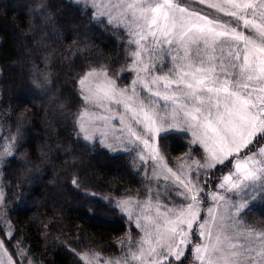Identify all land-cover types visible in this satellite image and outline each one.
<instances>
[{"label":"snow or ice","instance_id":"6c2138e0","mask_svg":"<svg viewBox=\"0 0 264 264\" xmlns=\"http://www.w3.org/2000/svg\"><path fill=\"white\" fill-rule=\"evenodd\" d=\"M198 2L222 15L189 8L186 0L86 5L94 17L102 10L101 22L126 30V71L135 78L119 87L103 68L81 78L82 102L90 107L78 118L80 131L101 141L111 132L132 151L139 148L138 159L153 162L156 188H163L149 190L145 201L118 204L144 236L107 264H184L186 253L194 264H264V227L247 226L241 215L251 193L264 195V0ZM114 121L121 127H112ZM171 130L191 133L200 159L175 170L159 163L164 158L155 141ZM230 165L227 175L213 179ZM10 243L0 228V248L7 251ZM15 256L6 264H20Z\"/></svg>","mask_w":264,"mask_h":264},{"label":"trees","instance_id":"16d2710c","mask_svg":"<svg viewBox=\"0 0 264 264\" xmlns=\"http://www.w3.org/2000/svg\"><path fill=\"white\" fill-rule=\"evenodd\" d=\"M86 5L0 0V143L11 149L0 170L11 230L6 246L30 264L118 257L120 244L135 233L118 202L146 199L149 191L148 169L136 151L111 153L79 132L78 81L101 68L121 86L132 78L127 34ZM190 143L180 132L158 139L175 165L187 156L200 159ZM241 215L247 226L264 227V195Z\"/></svg>","mask_w":264,"mask_h":264},{"label":"rangeland","instance_id":"374dc122","mask_svg":"<svg viewBox=\"0 0 264 264\" xmlns=\"http://www.w3.org/2000/svg\"><path fill=\"white\" fill-rule=\"evenodd\" d=\"M79 1L80 2H85L86 4L88 3V5L91 4V0H79ZM209 2L216 3V2H221V0H209ZM97 3H99V0H97ZM185 6H187L189 8H194V9L199 10V11H202V12H204L206 14L211 15V16L222 15L221 13H217L215 9L208 8L206 4H200L198 2V0H186ZM100 11H102V10H97V15H96L97 18H103L99 14ZM223 19L227 20L228 17L224 16ZM111 26L116 27L115 25H111ZM125 33L127 34L126 30H125ZM127 41L129 43L128 35H127ZM130 66H131V60H130V63L128 64L126 69L130 68ZM127 72H129V71H127ZM129 73L132 74V78H131V81H132L135 78V74L131 73V72H129ZM108 75L110 77L112 76L110 74H108ZM113 79H115V78H113ZM131 81L129 82V84L131 83ZM118 86L119 87H125V86H121V85H118ZM81 96H82V93H81ZM86 107H90V106L85 105V103H84L82 112L85 110ZM78 124H79V132H80L83 140L85 142H87V143L98 142V143H100V145L103 148H105L106 150H108L111 153H122V152L130 151L133 148V145L130 144V143L122 142L120 139H114L113 138V133H111V132L109 134V137L107 139L103 140V141L100 140L99 136H93L91 139H85L84 138V133L80 131V123H79V121H78ZM112 127L119 128V127H121V125H119L118 122L114 121L113 124H112ZM93 131H95V130H93ZM171 132H179V131L178 130H171V131H168V132L160 133L159 136L157 137L155 143L158 145V139L162 135H165V134H168V133H171ZM187 135L191 139V133H188ZM260 144L264 145V140L260 141ZM7 145L8 144H4V146H2L1 143H0V152H3L4 150L9 149V147ZM158 150H159L160 156H162L164 158V156L160 152L159 145H158ZM136 154H137V156H139L141 154L139 148L136 150ZM5 157L6 156L0 155V170H1V165H2L3 159ZM189 158L190 157L187 156L186 158L182 159L181 162L182 161H188ZM191 159L192 160H197L196 158H191ZM165 162L167 163L168 167L173 168L174 170L178 169L180 164H181V162L177 163L176 165L172 164V163L168 162V160H166L165 158H164L163 161H160L159 163H165ZM143 164L148 169V173H147L146 177L149 180V190H151V191H157V190L163 191V188H161V189H157L156 188L157 180L153 177V172H154L153 162L151 160H148L146 162H143ZM231 168H232L231 165L229 166V168L221 167L220 170L215 173V176L213 177V179L217 180L218 178H221L224 175H227ZM159 183L161 185H163L165 182L161 179L159 181ZM210 190L211 189H209V191ZM250 195H252L253 198L247 200L248 207H249L250 203H252L254 200H256L258 198V196H260L261 194L258 191H256L254 193H251ZM148 198H149V196L147 195L146 199H148ZM146 199L129 198V199L120 200L118 203L126 201V200L141 201L142 202V201H145ZM151 199L155 200L156 198L152 197ZM241 199L243 200L244 198L241 197ZM209 204H211V201H209ZM31 206H32V204H29V207H31ZM248 207L246 209H248ZM133 210L136 211L134 208H133ZM124 214L128 218L127 212H124ZM96 223H99V221H96ZM130 223L133 226V228L135 229V233L133 234V236H131V235L127 236L124 239L123 243L120 244V248L122 249V251L120 252V255L118 257H115L117 260H120L123 256H125L129 252V245L130 244L138 243L142 239V237L144 236V233L142 231H140V229L136 228L134 219L130 220ZM9 227H10V223L8 222L7 218L4 216V213H3V190H2V186H1V180H0V228L3 229L4 233H6L8 237H9V235L11 233V230L9 229ZM193 242L196 243L198 241L195 238H193ZM5 247L7 248V246H5ZM10 253L11 252L9 251L8 248H7V251H5V248H0V264H6L8 255ZM97 257L98 256H85L84 257V261H85L86 264H102V262H103V264H107V262L110 259H112V258H101V257H98L99 259H97ZM18 261L20 262V264H25V262L23 260H21V261L18 260ZM26 264H30V263L26 262ZM184 264H194L193 254L192 253H186L185 254Z\"/></svg>","mask_w":264,"mask_h":264}]
</instances>
